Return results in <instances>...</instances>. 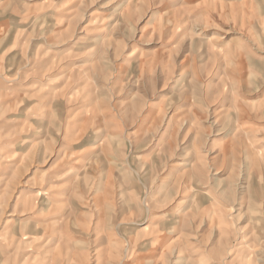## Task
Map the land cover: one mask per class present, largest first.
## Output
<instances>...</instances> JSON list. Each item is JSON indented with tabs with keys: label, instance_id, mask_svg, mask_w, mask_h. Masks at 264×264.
Segmentation results:
<instances>
[{
	"label": "rangeland",
	"instance_id": "rangeland-1",
	"mask_svg": "<svg viewBox=\"0 0 264 264\" xmlns=\"http://www.w3.org/2000/svg\"><path fill=\"white\" fill-rule=\"evenodd\" d=\"M0 264H264V0H0Z\"/></svg>",
	"mask_w": 264,
	"mask_h": 264
},
{
	"label": "bare ground",
	"instance_id": "bare-ground-1",
	"mask_svg": "<svg viewBox=\"0 0 264 264\" xmlns=\"http://www.w3.org/2000/svg\"><path fill=\"white\" fill-rule=\"evenodd\" d=\"M212 39L213 40H219V37L218 36H213Z\"/></svg>",
	"mask_w": 264,
	"mask_h": 264
}]
</instances>
